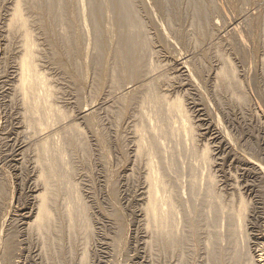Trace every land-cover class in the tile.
Masks as SVG:
<instances>
[{
    "label": "rangeland",
    "instance_id": "obj_1",
    "mask_svg": "<svg viewBox=\"0 0 264 264\" xmlns=\"http://www.w3.org/2000/svg\"><path fill=\"white\" fill-rule=\"evenodd\" d=\"M74 1L69 10L76 16ZM115 2L107 0L99 20L98 59L90 28L88 36H80V53L71 58L58 42L52 16L32 5L24 10L36 67L49 85L52 105L62 113L33 135L32 116L14 87L23 43L6 28L15 0H0V249L7 246L5 240L11 242L12 264H246V256L264 248V212L258 206L264 202V179L249 164L264 168V0H129L149 46L138 75L152 80L158 96L179 97L197 127L192 143L173 131V120L172 138L156 134L157 167L175 203L173 243L144 228L148 170L135 145L154 111L140 97L143 87L124 74L114 81V52L121 38ZM180 62H187L194 87H183ZM225 65L233 71L232 83L215 77ZM86 110L92 112L87 118L81 114ZM211 118L222 124L233 152L218 154L204 136ZM157 125L167 128L163 119ZM72 126L80 130L77 138ZM49 139L52 150L63 152L66 175L63 188L58 185L50 198L52 220L44 232L27 228L29 220L21 216H33L36 208L31 190L40 189L34 188L38 145ZM144 139L149 140L147 133ZM206 144L214 158L204 172L195 154ZM208 173L216 185L214 199L205 195ZM239 195L249 206L241 232L231 217ZM258 234L262 241L254 240Z\"/></svg>",
    "mask_w": 264,
    "mask_h": 264
},
{
    "label": "bare ground",
    "instance_id": "obj_2",
    "mask_svg": "<svg viewBox=\"0 0 264 264\" xmlns=\"http://www.w3.org/2000/svg\"><path fill=\"white\" fill-rule=\"evenodd\" d=\"M114 1H116L114 9L115 12L118 13L117 25L119 26V30L121 33L120 41L117 45V49L114 52L115 63L112 67V75L114 76V81L115 83H117L120 76H123L122 74H124V76H126L131 83L139 84L140 87H143L142 91L140 92V97L143 103L149 105L154 111V116L149 117V119L146 118L145 122L143 123L144 126L141 125L140 127V131L144 132V135L145 133H147V135L149 136V140L144 139L143 135L137 140L135 145V154H137L138 156L146 157V168L148 170V174L145 179V189H143L142 193V196L145 200V206L142 209L146 225L144 227L146 231H144L149 232L152 229L158 237L168 239L170 243H173L175 241V226L173 225V217L175 216V203L172 198V191L168 187L167 183L163 180V175H161L160 168L157 167L156 158H158L161 153L160 145L158 144L156 139V134H159L162 138H172L174 131L181 134L183 138L192 143V141H194V133L197 127L195 128L194 123L192 122V120H190L188 111L182 104V101L179 97L171 99L164 94L162 96H158L156 94L155 87L153 86L154 83L152 82V80H149L148 78H142V75H138V71L141 69V65H144L145 63V58L147 55L146 53L149 48L148 40L144 38L143 25H141V23L136 19L129 0ZM69 2L71 3V0H15V4L11 9L10 19L6 25V28L8 30L18 34L21 37V42L23 43L22 54L20 56V59L18 60L16 70L14 71L16 74L14 75L13 73V75L15 76L14 87L15 91H17L16 93L20 95V100L23 104L24 110L32 116L31 123L33 128V135H38L39 133H41L43 131V127H46L48 125V122H51L49 120L52 117L60 118V116H62V113H60V111L55 108L54 105H52L49 85L44 75L40 71H38L36 67V48L32 40V34L30 33L28 28V19L26 17V14L24 13V10L26 8H30L29 5H32V7L38 12H43L52 16L49 17V20L54 23L53 25L55 26L53 27L55 29H58V34L60 36L58 42L64 43V47L67 49V55L71 58H75L77 52L80 53V42L82 41V39L80 40V36L81 38L84 37V34L88 36V30L90 28V34L93 41V49L95 51L96 59L100 58L101 56V37L103 31L101 26L99 25V20L104 14V10L107 6V0H75L73 6L78 5V14L76 15L77 17L75 15L74 16L78 18V23L75 22L76 18L74 20V16L70 12L71 9L69 10V6L70 8L72 6L71 4H69ZM75 2L77 4H75ZM74 25L79 33H74ZM236 27L238 26L235 25L232 29L235 31L237 30ZM50 28L51 27H49V29ZM77 34L78 36H76ZM176 67H178V69H176L179 70V74H182L185 79L184 81H186L185 85H183L184 88H190L192 86L194 87L197 84V81L190 72L187 62H180L176 65ZM217 76L221 81L223 80L227 83H232L234 81L233 71L228 65H225V67L215 75V77ZM126 90L124 91L125 93L133 91L134 89H129L128 91ZM81 114H84V116L87 118L91 116L92 112L86 110L84 112H81ZM203 117L205 116L203 115ZM162 119L166 122L167 128L164 125H157L158 122ZM171 120H173L174 124L173 131L171 130ZM203 122L204 124H207L206 120H203ZM208 123L210 124H207L206 130H204L206 132H204L203 134H205L204 136H209L208 138H210L214 142V145L212 144V146H215V151H217V153L219 151L220 153L218 154H221V152H223L225 149L230 150L232 148L231 147L229 149L231 139L230 137H228L227 133H225V130H223L224 128L222 124L217 120L212 121V118ZM65 133L68 134V132ZM71 133H74L76 135V138L77 136H80V130L78 127L72 126ZM51 145L52 142L50 139L42 140L38 145L40 158L37 161V165L39 167L40 173L35 180L36 187L34 188H37V186H39L40 189H36V191L35 189L31 190V198L36 205V208L34 210L36 216L33 219L35 215L33 214L34 212H32L33 216H31L30 212L24 213L21 216L23 220H29L25 223L27 228L31 227L36 231L39 230L45 232L48 229L47 227L52 220L50 198L52 194L57 191L58 185H61V187L63 188L62 183L64 182L66 175L65 170H63V152L52 150ZM210 150L208 145L206 144L205 146H203L199 153L196 152L195 154L197 163L204 172L211 167V164L213 162L214 157L212 156ZM249 164H251L253 166V169H255L254 171H258V173H260V175L264 179V168L261 165L252 164V162H250ZM207 166L209 168H207ZM205 178L206 198H217V196L214 194V188L216 185L213 177L208 173ZM194 184L195 181H193L191 185L192 189L194 187ZM41 186L43 187V189L42 191H39L41 190ZM190 195L195 196L194 192L192 193L191 191ZM242 196H238L239 199L236 207L237 209L231 211V217L234 219L235 226L240 232L243 231V227L246 224L245 215L248 209L247 207H249L247 206L248 203H246V200L243 198L244 196ZM259 205H261L262 208L258 209H262V211L264 212V202L258 204V206ZM255 211H257V208ZM263 212H261V214ZM257 213L259 212H254V214L256 215ZM249 216H252L253 219L256 217H254V215ZM257 218L259 217H256V220ZM252 228L254 229V227ZM248 235L251 236L250 234H247L246 237ZM257 236H255L256 238H254V240L256 241H262L264 238H262V236H260L259 234ZM249 239L250 238L247 237V242ZM6 241L7 240H5L4 242L7 243V246H4V248L1 247L2 250L0 249V264H10L12 262L11 259H15L11 258L12 254H15V247L12 246L11 242L8 241V243ZM212 259H215L217 261L219 259V255L214 253ZM240 259L241 255H238L237 262ZM245 262L246 264H264V248H257L256 252H252L250 256H246Z\"/></svg>",
    "mask_w": 264,
    "mask_h": 264
}]
</instances>
